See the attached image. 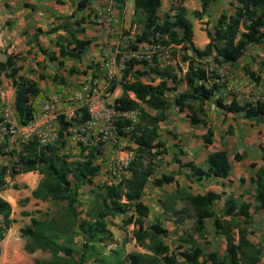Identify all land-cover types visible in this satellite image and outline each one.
I'll use <instances>...</instances> for the list:
<instances>
[{"label": "trees", "instance_id": "trees-1", "mask_svg": "<svg viewBox=\"0 0 264 264\" xmlns=\"http://www.w3.org/2000/svg\"><path fill=\"white\" fill-rule=\"evenodd\" d=\"M184 1L178 0L172 6L171 14L165 13L161 19L158 12L162 0H134V12L140 11L143 15V28L136 34L135 43L169 48L173 46L175 52L178 49L182 53L180 61L186 63V71L180 79L186 85V90L178 92L173 98L167 95V81L178 80L175 65H161L156 56L149 63L142 61L144 68H136L134 65L124 67L120 79L111 82L108 91L112 92L117 84L122 89L121 95L114 100V108L118 112L114 120L116 133L128 135L135 144V151L124 168L128 175H121L115 182L95 185V202L85 211L86 217H80L82 210L77 186L94 184L93 179L101 169L100 164L95 161L102 153L103 142H97L88 150L80 147V155L74 159L70 154L62 152L63 140L43 144L33 136L20 142L19 148L5 150L6 144L0 145V155L13 159L9 166L0 165V192L7 185L6 175L13 177L20 173L38 172L42 177L31 191L32 197L61 204L56 214L47 220L39 219L28 211H21L22 215L30 216V223L19 229L21 237L26 238L25 250L31 253L41 249L50 254L48 258L36 259L35 264H85L90 247L88 244L96 238L104 239L112 235L107 220L115 215H126L123 224L134 225L132 237L138 246L146 250L133 253L132 264H178L177 253L163 239L167 229L162 223L155 221L145 225L149 207L142 200L144 189L149 179L153 178L157 166L155 159L167 151L164 141L160 139L159 124L167 120L168 110L174 106L177 111L186 114L192 125L201 124L207 129L203 139L205 144H211L213 131L207 126L205 105L215 97L222 85L216 81L220 76L213 69L209 70L204 66L202 59L212 57L215 66L233 64L244 55L250 44H264V0H236L234 12H221L213 30H206L208 42L203 48L197 47L193 42L192 22L187 17ZM212 1L200 0V8L192 11L193 16L196 19L208 16ZM115 2L122 5L124 0ZM89 3L90 0H79L77 7L84 9ZM27 5L24 3V6ZM59 28L66 31L68 39L65 38V44L60 43L57 38L63 36L57 35L55 45L58 53L52 54L50 60L56 61L60 66L64 63L63 59L80 60L91 40L78 38L67 24L53 27L47 33ZM40 33L43 32L38 28L33 40L44 51L38 41ZM137 44L131 45L133 50H138ZM20 55L9 53L5 60H0V84L3 75L10 79L15 89L13 105L17 116L21 122L28 123L33 119L31 98L40 88L35 80L20 73L21 67L17 64ZM135 63L141 64L139 61ZM40 77L43 78L42 75ZM52 79L65 84L63 77L54 75ZM156 79L159 82L154 84ZM214 103L224 112L264 121V101L240 103L231 99L226 102L218 96L214 98ZM150 110L156 112L152 113ZM80 111V116L74 117L73 122L65 121L61 116V128L66 130L74 123L83 124L88 121L87 108L82 106ZM124 112H136L137 119L125 116ZM235 158L240 160L241 156L236 154ZM206 164L207 168L204 169L193 162L186 163L197 177H227L231 170L227 151L224 149L210 152ZM152 181L153 184L162 186L175 182V178L172 174L163 173ZM251 181L255 184L254 209H264V166L256 170ZM13 187L16 188L15 185ZM179 192L180 199L190 205L192 213L185 207L176 210L169 207L171 213L177 216L176 221L182 222L185 218L183 214L186 213L188 217H194L196 226L200 228L204 226L205 219L210 218L215 231L226 239L223 257L216 251L205 254L197 242L187 240L185 249L178 252L187 264H260L261 249L255 248L247 238V224L251 217L249 202H237L228 197L225 200L224 215L218 216L213 211V202L221 194L214 191L203 194ZM11 214V204L0 195V241L16 222ZM77 235L81 237L79 247L75 246ZM104 262L105 258L101 263Z\"/></svg>", "mask_w": 264, "mask_h": 264}, {"label": "rangeland", "instance_id": "rangeland-1", "mask_svg": "<svg viewBox=\"0 0 264 264\" xmlns=\"http://www.w3.org/2000/svg\"><path fill=\"white\" fill-rule=\"evenodd\" d=\"M95 1V6H98L100 0ZM177 2L178 0H162L158 12L160 18L162 19L165 13L171 14L172 6L177 4ZM185 2L187 3V0ZM188 2L187 17L192 22L193 42L195 45L204 46L206 30H213L217 15L222 11L229 13L237 1L215 0L211 5V13L208 16H203L202 19H196L192 14L196 1L190 0ZM96 8L93 7L92 9L89 7L86 10H90L88 12L89 15L93 14V12L97 14ZM110 11H112L111 16H113L114 20H112L114 23L111 22L107 26V41L102 42L99 40V37L94 35L93 38L98 40V43L95 47L89 46L79 61L65 59L64 65L60 66L56 61L50 60L52 54L58 53L55 38L50 41L44 38L43 42L45 45L41 47L44 48V51L35 43V50L31 48L23 52H11L21 54L17 60V64L21 67L20 73L31 79H35L40 88L39 92L31 98L33 119L30 122L23 123L19 120L13 105L15 89L10 79L4 75L1 77L0 145L6 144L5 150L19 148L20 142L33 137L35 135L33 132L36 130L48 133L49 142L63 140L62 152L70 154L72 159L80 155V147H85L88 150L96 145L97 142H103L101 146L102 153L98 155L95 161L100 164L101 169L99 174L94 178V184H79L77 186L81 200L80 209L82 210L80 217H86L85 211L95 202V185L107 181H117L121 175H128L124 168L132 159L135 151V144L130 141L128 135H118L114 132L104 135L98 125L88 121L83 124L74 123V125L69 126L66 130L61 128L59 123L61 116L65 121L73 122V118L81 114L80 107H86V100L75 95V91L79 89L80 85L89 78L91 81L95 80V84L103 91L100 94L103 97L104 93L108 91L111 82L120 78L122 67L134 65L136 68H144L145 65L142 61L149 63L156 56L161 65H175V73L178 80L176 82L167 81V86H169L167 95L173 98L178 92L186 90V85L180 80L186 71V63L180 61L182 53L178 49L175 52L173 46L169 48L158 47L157 45L148 43H135L136 34L143 28V15L140 11L136 12L131 18V22H127V24L126 20H122L126 12L123 5L113 2ZM84 16H82V19L78 18L75 22V26L79 27L80 21V29L82 26L81 20L87 21L86 16ZM88 21H91L93 29H97L99 28L98 25H101L97 21V18ZM10 25L11 22L8 20L0 26V33L4 31L2 33L3 36L6 32L5 30L10 29ZM62 36L57 38V41L65 44V38H68L66 35ZM5 38L8 40L7 36ZM6 39H3L4 44L0 45V60H5L6 55L9 54L7 51L9 43L8 46L5 44L8 42L5 41ZM132 44H137L138 50H133ZM137 61L141 62V64L135 63ZM202 62L209 70L213 69L220 76L218 82L226 85L222 89V92L216 94V97L219 96L226 102L236 99L244 103L252 102L248 101L249 98L245 97L249 93L258 94V91L262 90L261 95L264 96V44H250L244 55L233 65L225 64L216 67L212 62V57L203 58ZM250 73H253L254 77H259V81L256 82L259 87L253 88L251 86L252 89L248 91L240 82L244 79L253 80L254 78L249 75ZM41 75L43 78L40 77ZM54 75L66 78L67 83L60 84L57 81H53L52 76ZM158 82L159 80L156 79L153 83L156 84ZM261 83L263 86H261ZM113 96H116V93ZM110 100H113L112 97ZM45 105H49V107L46 109ZM172 109L174 110V107ZM205 109L207 126L213 131L211 144H205L203 139V135L206 134L207 129L201 124L193 125V127L190 126L189 118L184 113L181 116L172 113L171 121L162 123L160 130L163 139L161 140L164 141L167 151L160 159H155V163L159 168V171H156L157 176L166 172H175L177 168V165L174 164L175 158L183 162L190 161L198 164V166H202L209 150L221 147L227 150L233 162H236V154L241 157L244 154L248 158L255 160H250V165H246L244 168L247 170L248 167L252 168V170L257 168L256 159L258 157L254 151L257 143H254V138L252 139L254 136L252 124L254 123L251 124L250 120L244 118L242 114H231L221 111L214 104V98L206 103ZM47 110L50 111V114L44 119L43 115ZM126 116L135 118L136 112H130ZM258 145L263 152L261 157L264 159V140ZM12 160L7 155H0V165L9 166ZM234 167V175L238 176V170L242 171V168H238L239 166L235 165ZM254 171L253 173H255ZM41 177V174L32 171L13 177L9 175L5 176L7 185L0 192V195L11 204V217L15 218L16 222L11 225V228L6 232L5 238L0 241V264H35L36 259L48 258L50 256L47 251L41 249H36L31 253L27 252L25 250L26 238L21 237L19 232L21 227L30 223V216L22 215L21 211H28L39 219L47 220L55 215L61 206L60 203L57 204L51 200H41L32 197L31 190L37 185ZM240 178L242 183H246L251 177H245L240 174ZM198 180L199 178L196 177V182L190 185V193H200L205 190L206 185L201 184ZM14 185L16 188L13 187ZM231 188L233 193L239 191L237 186H231ZM153 189V186L147 189L145 199L148 204L152 207L157 203L156 199H158L162 207L171 208L170 198L165 194L167 191L161 192L160 196H162V199L158 197L152 199L150 194ZM244 192L246 194L251 193V188L248 187ZM247 199L251 201V196L247 197ZM182 203L183 207L190 208V205L186 201ZM189 213H192L190 209ZM154 214H156V211L153 207L152 215L155 216ZM161 214V223L167 227V233L163 239L174 252L183 251L187 246V240H196L197 244L204 248V252H206L210 240H215L219 255H223L224 247L219 240L220 235L212 233V229L209 231L208 225L199 228L194 222V217H188L184 213L183 216L185 218L180 222V226L176 227L174 220H178L177 216H175V219H172V214L168 210ZM125 217L126 215H115L108 218V226L112 231V235L104 239L96 238L94 239L95 241L88 244L90 247H88L85 264H102L103 258L106 260L104 264L133 263V252L125 253L124 241L117 246L108 244L105 241L133 240L132 230L134 226L133 224L124 225L123 218ZM234 224L235 222L233 221ZM234 233L236 239V229ZM80 241L81 237L79 235L75 236L76 247H79ZM178 247L182 248L177 251L176 248ZM123 256L125 257L123 258ZM178 256L181 259L179 264H184V260L180 255Z\"/></svg>", "mask_w": 264, "mask_h": 264}, {"label": "crops", "instance_id": "crops-1", "mask_svg": "<svg viewBox=\"0 0 264 264\" xmlns=\"http://www.w3.org/2000/svg\"><path fill=\"white\" fill-rule=\"evenodd\" d=\"M78 1L79 0H0V26H2L8 20L11 22L10 29L5 30L6 32H5L4 36L2 35V33H4V31H1V33H0V45L4 44V42L2 40L6 39L5 37L7 36L8 40L6 39L5 41H8V42L5 44H7V46H8V43H9V46L7 49V51L9 53H11V52H23V51H26V50L31 49V48L35 50L36 47H35V41L33 40V37L35 36L36 30L38 28H40L43 32V33H40L38 35V41H39L41 46H44L45 45V43L43 42L44 38H46V39H48V41H50L53 38L56 39L57 35H66V36L68 35L66 33V31H64L62 28H59L57 31L47 33V31L50 30L51 28L56 27V26H61L64 24L70 25V27L74 30L75 36H77L78 38L90 39L91 43L89 46L92 45L95 47V45L98 43V40H95L93 38L94 35L99 37V40L102 42L107 41V36H106L107 26L109 23L113 22V20H114L113 16H111L112 11H110V9L113 5V2L115 3V0H100V4L98 6H95V2H96L95 0H90V3L84 9H78V7H77ZM188 1H190V0H187V3L185 2V4H183L187 8V10L189 8V4H188L189 2ZM195 1H196L195 6L192 9V11L194 9L200 8V0H195ZM214 1L215 0H213L210 4L209 14L211 13L210 12L211 5ZM24 3H26L28 5L24 6ZM122 5L124 6L125 11H126L125 16H123L122 20H126V24H127V22H131V18L133 17V15H135L134 0H124ZM234 5H233V9L229 13H227V12H225V13H227V14L233 13L234 12ZM89 7H91L92 9H93V7H95V8L98 7V8H96L97 14H95V12H93V14L89 15L88 12L90 10L89 11L86 10ZM220 13L217 15V17L220 15ZM83 15L86 16L87 21L81 20V25H82L81 30L82 31L77 32L76 30L80 29V21L78 24L79 27L75 26V22L77 21L78 18L82 19ZM93 18H97V21L101 24L100 26L98 25L99 28H97V29H93L91 27V23H90L91 21H88V20L93 19ZM123 24H124V22H123ZM0 29H1V27H0ZM204 39H205V43H204V45H205L208 42L207 35H206V37L204 36ZM89 46L83 51V54L89 48ZM196 46L200 47V48L204 47L203 45H196ZM83 54H82V57H83ZM64 60L65 59H63V61ZM72 60H74V59H72ZM76 61H79V60H76ZM235 63H233V64H235ZM225 64H228V63H225ZM225 64H222V65H225ZM233 64H229V65H233ZM63 65H64V63H63ZM63 65H61V66H63ZM222 65H220V66H222ZM122 69H123V67H122ZM249 75L251 77H253L254 79L253 80L244 79L243 81L240 82V84L243 85L244 88L247 89L248 91L250 89H252V87L253 88L259 87V85L256 83L257 81H259V77H256V76L254 77L253 73H250ZM120 77H121V74H120ZM64 79H65V84H66L67 79L66 78H64ZM119 79L120 78H118V80ZM219 79H220V77H219ZM33 80H35V79H33ZM118 80H116V82ZM216 81L218 82L219 80L216 79ZM95 83H96V81L95 80L91 81L90 78L88 80H85L80 85L79 89L75 91V95H77L78 97L84 98V100H87V98L91 94H96V96L94 95L96 98L101 97L100 94H102L103 91ZM218 83L222 85V88L216 94H219L220 92H222V89L226 87V85H223V83H220V82H218ZM261 86H263L262 83H261ZM263 88H264V86H263ZM241 91H244V90H241ZM114 93H116V96H113ZM121 93H122L121 86L119 84H117L115 89L112 92L106 91L104 94H105L107 101L109 103L113 104L114 100L117 97H119L121 95ZM261 93H262V90L258 91V94H253V92L249 93V94L245 95V97L249 98L248 101H252V102L260 100V99L263 101L264 96H262ZM130 95H132V94L130 93ZM111 97L113 100H110ZM215 97H216V95H215ZM90 99H91V97L88 98V100H90ZM91 100L93 101V99H91ZM48 107H49V105L46 106L45 108L47 109ZM173 107L174 106H171L168 110L169 115H168L167 120H165L159 124L160 139H163V137H161V130H160L162 127V123H165L167 121H171L172 113H176L179 116L183 115V113H184V112L177 111V109L175 107L173 110L172 109ZM150 111L152 113L156 112L155 110H150ZM221 111H223V110H221ZM128 113H130V112H124L123 114L126 116V115H128ZM225 113H227V112H225ZM228 113H230V112H228ZM49 114H50L49 110L45 111L43 118L46 119V117ZM133 119L136 120L137 117H135ZM248 120H250L251 124L254 123V124H252L253 133H254V136L252 137V139L254 138L255 139L254 143H257L256 148H254L255 149L254 151H255V153H256L255 155L258 157V159H256V167L257 168H255L253 170H255L254 172H256V170L259 167L264 166V159H262V157H261L263 155V152L260 150V146L258 145L261 141L264 140V133H263L264 132V121H262V120L256 121V120H252V119H248ZM190 126L193 127V125L191 123H190ZM219 149L226 150L224 147H221ZM219 149H215V150H219ZM215 150H209V152L206 154V156L204 158V164L201 166L202 168H204V169L207 168V164H206L207 155L210 152L215 151ZM227 155H228V159H229V162L231 165V170L229 172V175L227 177H214V176L198 177L199 178L198 181L201 182V184L206 185L205 190L203 192H200V193L203 194L207 191H214V192L221 194V197L213 202V211L218 216L224 215V213H225V200L228 197L234 198L235 200H237V202L246 201V202H249L251 204V209H250L251 217H250V220L247 224V228L249 231L247 238L250 242H252L255 245V248L260 247L261 253H260L259 263L264 264V209H260V210L254 209V206L256 204V200H255V196H254L255 195V184L251 181V178L253 177V174H255V173H253L252 168L248 167V170L244 168V167H246V165L247 166L250 165V160H252V159L248 158L247 155L243 154L242 155L243 157H241L240 160H236V162H233L232 161L233 159H231L228 152H227ZM161 157L162 156H159L157 159H160ZM252 161H255V160H252ZM186 163L187 162H183V161H181L179 159L177 160L175 158L174 164L177 165L176 171L173 173H171V172L165 173V174H172L175 178V182L170 183V184H164L162 186H157V185L153 184V181H152L154 177H157L156 171H159L158 165L156 164L157 166L155 168L153 178L149 179V181L147 182V185L144 189V194L142 196L143 202L146 203L149 207V215L145 219V225H149L155 221L161 222V215H162L161 213L166 211V210H168V212L171 213L170 209L164 208V207H162V205H160L158 199H156L157 203L154 204V206L151 207V205L148 204V202L146 201L145 198L147 195V189L150 186H153V188H154L150 194L152 199L155 197L162 199V196H160L161 192L167 191V193H165V194H167V196L170 198V202H171L170 206L172 207V209L176 210V209H181L183 207V205H182L183 200L180 199V192L179 191H181V193H182V191L190 193L189 192V191H191L190 185L196 182L195 178L197 177V176L193 175L192 170L190 169L189 166L186 165ZM195 165H198V164H195ZM234 165L239 166L238 168H242V171L238 170V176L234 175V168H235ZM240 174L244 175L245 177H247V176L249 178L251 177L249 180L250 182L246 180L247 181L246 183L245 182L242 183L241 178H240ZM93 181H94V179H93ZM107 182L111 183V182H115V181H107ZM211 183L214 185H212ZM249 185H252V186H249ZM231 186H237L239 188V191L237 193H233ZM35 187H33L32 190ZM248 187L251 188V193L246 194L244 191L246 189H248ZM191 194H197V193H191ZM249 196H251V201H249V199H247V197H249ZM153 207L156 211V214H154L155 216L152 215ZM225 218L228 219L229 217H225ZM172 219H175V216L173 214H172ZM174 221L176 222L175 226L179 227L180 222H177L176 220H174ZM204 223H205L204 225H208L209 231H210V229H212V233L220 235L219 240L223 244L224 253H225V245H226L225 237L222 234L215 231L213 224H212V219L207 218V219H205ZM162 225H163V227H165L167 229V227L164 224H162ZM237 238H238V234L236 235V239ZM105 241L108 244H112L115 246H117L119 243H122L124 241L126 254H128L129 252L130 253L131 252L137 253V252H145L146 251L141 246H138L134 239L133 240H105ZM194 241L196 242V240H194ZM181 248L182 247H178L176 249H177V251H179ZM200 248L204 252V248H202L201 246H200ZM210 251H216L218 253L217 247L215 244V240H210V243L207 246V250L204 253L206 254ZM175 253H177L176 256L178 258V264H179L181 259L178 256L179 255L178 252L175 251ZM224 253L222 256H220V255L219 256L223 257ZM124 257L125 256H123V258ZM181 258L184 260V258L182 256H181ZM184 262H185V260H184ZM124 264H126V262ZM184 264H187V263L185 262ZM206 264H209V263H206Z\"/></svg>", "mask_w": 264, "mask_h": 264}, {"label": "built area", "instance_id": "built-area-1", "mask_svg": "<svg viewBox=\"0 0 264 264\" xmlns=\"http://www.w3.org/2000/svg\"><path fill=\"white\" fill-rule=\"evenodd\" d=\"M94 95L96 96V94H91L88 97H91L93 101L91 99L88 100V98L86 100V108L89 112L88 122L98 125L100 127V131L104 135H107L110 132L116 133L114 120L118 115V112L114 108V103H109L105 95L98 98ZM46 106L48 105H45V107ZM33 133L40 143H49L50 138L48 133L41 130H36Z\"/></svg>", "mask_w": 264, "mask_h": 264}]
</instances>
